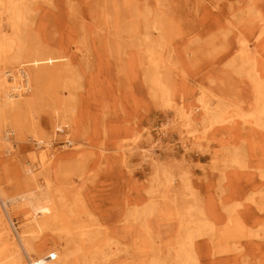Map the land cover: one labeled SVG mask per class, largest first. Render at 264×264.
Here are the masks:
<instances>
[{
	"label": "rangeland",
	"instance_id": "1",
	"mask_svg": "<svg viewBox=\"0 0 264 264\" xmlns=\"http://www.w3.org/2000/svg\"><path fill=\"white\" fill-rule=\"evenodd\" d=\"M21 68L0 264H264V0H0Z\"/></svg>",
	"mask_w": 264,
	"mask_h": 264
},
{
	"label": "bare ground",
	"instance_id": "2",
	"mask_svg": "<svg viewBox=\"0 0 264 264\" xmlns=\"http://www.w3.org/2000/svg\"><path fill=\"white\" fill-rule=\"evenodd\" d=\"M62 59H64V58H61V57H58V58H46V59H43L41 61L34 60L32 62H28L27 64H23V65H36V66H39L41 64H53L54 62H59ZM6 75L9 76V74H7L6 72H4V71H2L0 69V92L4 93V99H5L2 103H3V105L11 108L14 105V96L16 94H18V93L26 92V90H28V89L27 88H22L20 83L17 82V79H16L15 76L14 77L11 76L12 79H14V81L13 82H9L8 79L6 78ZM26 75L28 76V73H26ZM11 83H13V84L11 85ZM27 83H28V86H29L28 77H27ZM6 135H8V133H6ZM41 158H43V157H41ZM26 171H29V170H26Z\"/></svg>",
	"mask_w": 264,
	"mask_h": 264
},
{
	"label": "built area",
	"instance_id": "3",
	"mask_svg": "<svg viewBox=\"0 0 264 264\" xmlns=\"http://www.w3.org/2000/svg\"><path fill=\"white\" fill-rule=\"evenodd\" d=\"M27 71L24 69V68H21L20 71H19V74H20V85L22 86V88H27L29 90V86H28V83H27V75H26ZM27 90V91H28ZM59 131H61V129H58ZM51 258L54 259L55 258V255L53 253H51Z\"/></svg>",
	"mask_w": 264,
	"mask_h": 264
}]
</instances>
